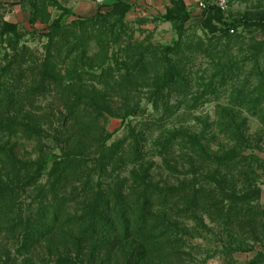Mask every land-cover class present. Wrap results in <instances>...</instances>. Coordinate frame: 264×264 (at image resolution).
<instances>
[{
  "label": "rangeland",
  "instance_id": "374dc122",
  "mask_svg": "<svg viewBox=\"0 0 264 264\" xmlns=\"http://www.w3.org/2000/svg\"><path fill=\"white\" fill-rule=\"evenodd\" d=\"M202 1L209 4L0 0V77L8 79V90L14 84L19 107L35 112L43 135L38 146L35 138L20 134L3 141L17 145L18 158L41 156L50 168L63 156L55 139L62 132L58 121L65 119L64 108L102 97L93 103L114 112L99 121L104 150L121 145L130 159L117 166L107 159L100 173L99 145L83 131L87 143L80 154L90 180L125 192L152 185L156 216L127 243L112 237L97 244L94 262L89 243L72 245L56 235L59 225L52 227V242L25 252L17 234L0 233V264H264V27L225 26L264 16V0H225L219 18L200 9ZM164 15L180 20L163 22ZM56 21L61 29L49 51L61 52L54 61L60 75L28 95L29 67L43 59L49 42L45 29ZM6 24L14 26L16 36ZM12 47L21 53L17 60ZM126 111L134 113L125 117ZM183 132L202 136L210 156L200 159L187 151ZM232 148L238 154L224 157ZM33 177L32 184L11 189L14 212L24 218L39 204L56 207L74 190L65 197L70 202L64 210L79 216L86 181L78 171L59 179L46 169ZM186 194L207 199L188 203ZM143 237L149 238L151 252L141 261L137 247ZM129 246L133 256L124 260ZM65 249L70 253L63 257Z\"/></svg>",
  "mask_w": 264,
  "mask_h": 264
},
{
  "label": "trees",
  "instance_id": "16d2710c",
  "mask_svg": "<svg viewBox=\"0 0 264 264\" xmlns=\"http://www.w3.org/2000/svg\"><path fill=\"white\" fill-rule=\"evenodd\" d=\"M205 10L217 18L220 16V10L216 7L208 6ZM161 20L163 22H172L180 20V17L164 15ZM240 25L245 27H264V16L258 17L253 21L225 24L227 30H235ZM5 26L9 29V33L16 36L13 25L6 24ZM60 27L59 22L56 21L45 29L47 31L45 36L49 38V42L46 45V52L41 62L36 60L29 67V72L33 77L30 78L27 85L28 95L30 94V89L32 93L35 88L44 86L46 82L60 75V70L56 69L54 61H56V57L61 52L56 48V54L50 55L49 51L53 36L61 29ZM11 50L13 51V59H19L21 53H18L19 51H16L15 47H12ZM12 72L14 77L17 76V69ZM13 85L8 90V79L0 77V233L17 234L15 241L21 247L22 252H25L40 242H52L51 240L55 236L52 227L59 225L56 235L66 238L72 245L89 243V259L92 262L96 259L95 250L98 249L97 244L108 242L112 237L116 238L119 243H127L133 233L143 234L148 228L151 218L156 217L152 211L153 200L150 193L152 185L147 184L142 190L137 188L126 192L121 187L112 188L109 185L100 188L91 182L90 171L86 169V165L82 160L83 157L80 154L84 149L82 147L87 143L81 134L84 131L89 132L93 139L96 138L94 143L96 146L99 145L97 148L99 149V155L95 166L98 167L100 173H103L108 167L105 164L107 159L111 160L110 163L114 166L124 164L127 159H130L127 149L121 147V145L114 146L109 152L104 150L105 139L103 135L105 131L100 126L99 121H104L106 116L114 117V112L106 109L103 105L99 106L97 104V107L93 103L99 98L96 96L88 97L89 102L82 105V107L76 105L67 108L66 106L63 110L65 119L58 121L63 126L62 132L55 139L57 143H60L63 156L52 167L47 168L41 156L34 161H24L17 156L15 150L17 145L8 140L3 141L5 136L9 137L17 134L29 139L35 138L36 140L33 139L32 141L37 146L41 144L42 140L40 138L42 135L40 121L35 116L34 111L31 109L23 110L18 106L15 86ZM27 94L26 96H28ZM98 101L102 102L103 98L100 97ZM132 113L134 112L126 111L124 116H130ZM183 133L181 136L182 141L186 140L189 145L187 151L193 154L196 153V156H199L200 159H206L210 156L209 148L201 140L202 136ZM239 136L240 133L236 129L237 139ZM224 152V157L234 155V153L238 154L233 148ZM66 153L69 154L67 157H65ZM68 157L72 159L68 161ZM46 169L50 170L52 176L56 175L59 179L67 178L69 174L77 176V171L79 175L83 176L86 183H84V190L81 194L82 199L79 202L82 208L78 217L70 216L66 213L67 210H64V207L70 202L69 198L65 197L73 195L74 190L69 195H65L61 203L56 205V207L46 208L44 205L39 204L32 214H28L24 218L21 217V213L14 212L15 198L11 190L13 186L18 183L32 184L35 181L34 174L39 177ZM83 169L85 170L83 171ZM156 188L155 186V194ZM184 197L188 203L196 202L199 199L202 201L207 199L197 198L194 195L187 196V194ZM15 221L18 222V226L11 225ZM150 247L149 238L143 237L139 247H137V250L143 255L140 259L141 261L145 260V256L151 252ZM130 249L131 246L127 248L126 254H123L122 258L124 260L133 256ZM110 252L111 250L107 251V253ZM69 253V250L65 249L62 255L66 257ZM57 254L60 253L58 252Z\"/></svg>",
  "mask_w": 264,
  "mask_h": 264
},
{
  "label": "built area",
  "instance_id": "2783aa9c",
  "mask_svg": "<svg viewBox=\"0 0 264 264\" xmlns=\"http://www.w3.org/2000/svg\"><path fill=\"white\" fill-rule=\"evenodd\" d=\"M99 1V0H96ZM225 0H209V4H205V2H198V7L202 10L206 9L208 6L216 7L217 9H222L224 5Z\"/></svg>",
  "mask_w": 264,
  "mask_h": 264
}]
</instances>
